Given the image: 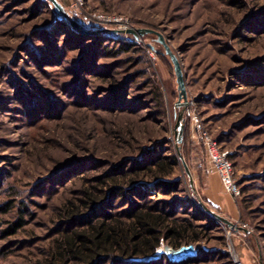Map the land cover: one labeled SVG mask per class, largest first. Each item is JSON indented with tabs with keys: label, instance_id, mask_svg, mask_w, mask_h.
<instances>
[{
	"label": "rangeland",
	"instance_id": "rangeland-1",
	"mask_svg": "<svg viewBox=\"0 0 264 264\" xmlns=\"http://www.w3.org/2000/svg\"><path fill=\"white\" fill-rule=\"evenodd\" d=\"M58 1L93 33L58 20L48 0H0V264H50L57 239L82 224L65 220L66 205L150 154L177 155L172 178L183 182L171 196L151 186L152 201L174 217L196 216L204 238L109 264H264V0ZM128 29L162 35L186 103L158 36L115 32ZM198 126L230 153L238 197L221 183L212 192ZM131 200L140 202L131 196L105 211L126 214Z\"/></svg>",
	"mask_w": 264,
	"mask_h": 264
},
{
	"label": "trees",
	"instance_id": "trees-1",
	"mask_svg": "<svg viewBox=\"0 0 264 264\" xmlns=\"http://www.w3.org/2000/svg\"><path fill=\"white\" fill-rule=\"evenodd\" d=\"M58 20H67L58 15ZM68 21V20H67ZM131 168L118 165L101 181V186L83 191L78 201L70 202L63 209L65 220L74 229L64 232L56 241L50 254V264H109L154 255L163 243L177 250L182 245L199 243L204 236L194 219L174 217L173 212L154 203V191L171 196L180 193L182 180L172 178L178 166L177 155L156 156L135 162ZM130 201L126 214H112L115 203ZM23 225L6 231L15 234ZM207 260V258H205ZM173 264V263H169ZM177 264H206L200 257Z\"/></svg>",
	"mask_w": 264,
	"mask_h": 264
},
{
	"label": "built area",
	"instance_id": "built-area-1",
	"mask_svg": "<svg viewBox=\"0 0 264 264\" xmlns=\"http://www.w3.org/2000/svg\"><path fill=\"white\" fill-rule=\"evenodd\" d=\"M86 0H74L77 8H81ZM99 18V17H97ZM102 22L105 23H121L122 19H111L102 17ZM198 122L197 120H195ZM199 141L202 143L206 152V157L210 165V169L216 173L221 181V184L226 193L233 197L240 195V189L234 178V166L229 159L230 153L223 150L218 141L214 139L209 132L201 126H198ZM235 264H241L235 260Z\"/></svg>",
	"mask_w": 264,
	"mask_h": 264
},
{
	"label": "water",
	"instance_id": "water-1",
	"mask_svg": "<svg viewBox=\"0 0 264 264\" xmlns=\"http://www.w3.org/2000/svg\"><path fill=\"white\" fill-rule=\"evenodd\" d=\"M48 1L51 2V4L54 6V10H55L56 14L59 15L60 17L64 18V19L69 20L71 26L74 29H76L77 31L82 32V33H93L92 31H89V30L85 29L84 27H82L76 21L72 20L70 18L69 13L66 12L64 7L62 6V4L58 0H48ZM115 32H126L127 34L134 36L136 39H139L140 37L148 35V34H156L159 38L158 42L163 46L166 55L169 56L173 66H174V73L176 75V81H177L178 91H179V97H178L179 98V104H181L182 101H184L185 103L187 102V99H188L187 89H186L185 78L183 75L181 65L179 63L177 56L173 53V51L171 50L169 45L165 42V40L161 34L156 33V32L149 30V29H128L126 31H115ZM151 48L153 49L152 46H151ZM182 121H183V118H182V115H180L179 120H178V129L179 130L177 133V141L179 144H181L183 142L184 128H183ZM179 158L183 160V156L181 155V153H179ZM184 166H185V170H186L187 174L190 176V172H189L187 166L185 164H184ZM211 214L218 221L228 225L231 228H235V225L232 222H230L228 219H226V218H224V217H222L216 213H211Z\"/></svg>",
	"mask_w": 264,
	"mask_h": 264
},
{
	"label": "crops",
	"instance_id": "crops-1",
	"mask_svg": "<svg viewBox=\"0 0 264 264\" xmlns=\"http://www.w3.org/2000/svg\"><path fill=\"white\" fill-rule=\"evenodd\" d=\"M209 177L211 178V180L213 182L212 192L213 193H217L218 192V189L220 190V188H221L220 178H219V176L216 173H211Z\"/></svg>",
	"mask_w": 264,
	"mask_h": 264
}]
</instances>
